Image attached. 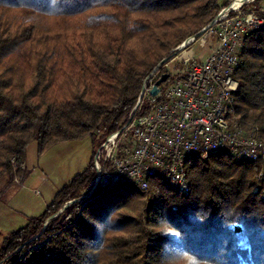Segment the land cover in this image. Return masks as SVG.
<instances>
[{"label":"trees","instance_id":"trees-1","mask_svg":"<svg viewBox=\"0 0 264 264\" xmlns=\"http://www.w3.org/2000/svg\"><path fill=\"white\" fill-rule=\"evenodd\" d=\"M234 1L0 0V194L28 177L30 143L39 155L71 141L94 148L118 131L160 62ZM239 59L235 123L264 145V27ZM259 169L218 152L185 162V193L159 175L145 191L130 182L90 191L89 160L3 239L0 264H264Z\"/></svg>","mask_w":264,"mask_h":264},{"label":"built area","instance_id":"built-area-1","mask_svg":"<svg viewBox=\"0 0 264 264\" xmlns=\"http://www.w3.org/2000/svg\"><path fill=\"white\" fill-rule=\"evenodd\" d=\"M248 2L235 6L234 1L206 27L202 37L209 34L215 41L204 58L186 52L200 38L174 50L170 62L181 65L175 73L166 72L169 80L157 87L155 96L149 91L159 68L147 77L126 122L94 148L90 191L123 182L145 191L148 181L159 175L185 193V162L226 152L235 160L260 165L256 180L263 182L264 198V145L254 129L246 133L236 126L233 108L240 50L250 31L264 27V11L243 10Z\"/></svg>","mask_w":264,"mask_h":264},{"label":"rangeland","instance_id":"rangeland-1","mask_svg":"<svg viewBox=\"0 0 264 264\" xmlns=\"http://www.w3.org/2000/svg\"><path fill=\"white\" fill-rule=\"evenodd\" d=\"M250 1L243 6L245 11H253ZM259 9L264 11V0L260 1ZM66 26L68 25L52 23L49 24V30L55 32ZM214 41L212 35H205L186 52L194 58H204ZM180 65L176 60L169 61L164 70L172 74ZM94 148L90 140L71 141L54 145L39 155L36 143L32 142L27 146L24 166L27 167L28 177L21 184L5 188L0 194V246L10 232L25 225L27 218L42 213L53 197L54 193L51 192L59 190L74 175L85 170Z\"/></svg>","mask_w":264,"mask_h":264},{"label":"water","instance_id":"water-1","mask_svg":"<svg viewBox=\"0 0 264 264\" xmlns=\"http://www.w3.org/2000/svg\"><path fill=\"white\" fill-rule=\"evenodd\" d=\"M235 1H236V2H239V3H245L247 0H235ZM216 16H217V15H216ZM215 18H216V17H215ZM210 24H211V23H210ZM210 24H209V25H210ZM206 27H207V26H206ZM206 27L203 28L201 31H199L195 36L186 39V40L184 41L185 45H186L187 43H189L190 41H195V40L201 38V37L204 35L205 31H206ZM175 54H176V51L174 52L173 57L175 56ZM166 63H167V59L162 60V61L160 62V64L158 65L157 68H160L161 66H164ZM167 78H168V75H162V76L160 77V79H159L158 81H156V82L154 83L153 87L150 89V91H149V95H150V96H155V95L157 94V92H158L157 87H158L160 84L164 83V82L166 81ZM71 203H72V202H69V203H67V204H71ZM65 207H66V205H65L63 208H65ZM61 211H62V210H61ZM61 211H60V212H61ZM60 212H59V213H60ZM238 231H239V229L236 228V229H235V232H238Z\"/></svg>","mask_w":264,"mask_h":264},{"label":"crops","instance_id":"crops-1","mask_svg":"<svg viewBox=\"0 0 264 264\" xmlns=\"http://www.w3.org/2000/svg\"><path fill=\"white\" fill-rule=\"evenodd\" d=\"M91 154H92V153H91ZM24 165H25V164H24ZM25 167H26V166H25ZM26 168H27V167H26ZM74 176H75V175H74ZM74 176H73V177H74ZM69 180H70V179H69ZM69 180H68V181H69ZM68 181H67V182H68ZM67 182H66V183H67ZM64 185H65V184H64ZM57 191H58V190H54V192H51V193H54V194H53V197H54V195H55V193H56ZM51 195H52V194H50V196H51ZM53 197H52V199H53ZM52 199H51V201H52ZM51 201H50V202H51ZM48 204H49V203H48ZM48 204H47V205H48ZM47 205H46V206H47ZM46 206H45V207H46ZM25 224H26V223H25Z\"/></svg>","mask_w":264,"mask_h":264},{"label":"bare ground","instance_id":"bare-ground-1","mask_svg":"<svg viewBox=\"0 0 264 264\" xmlns=\"http://www.w3.org/2000/svg\"><path fill=\"white\" fill-rule=\"evenodd\" d=\"M249 1H250V0H249ZM239 4H240V3H239V2H237V3L235 4V6H236V5H239Z\"/></svg>","mask_w":264,"mask_h":264}]
</instances>
